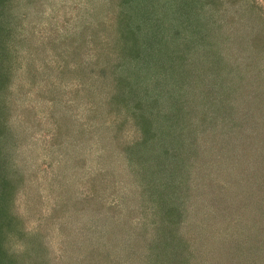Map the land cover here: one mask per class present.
<instances>
[{
  "label": "rangeland",
  "instance_id": "374dc122",
  "mask_svg": "<svg viewBox=\"0 0 264 264\" xmlns=\"http://www.w3.org/2000/svg\"><path fill=\"white\" fill-rule=\"evenodd\" d=\"M42 2L32 10L24 7L20 13L30 18L25 26L34 27L32 33L37 39L46 41L49 37L52 40L58 35L61 38L60 34L66 37L76 30L90 29L87 23L97 21L91 14L101 11L102 0ZM132 2H126V10L124 5L118 6V13L148 22L150 10L134 7ZM222 4L212 23L214 34L226 31L234 39H250L255 36L258 24L264 31V0H228ZM56 26L59 30L55 28L51 36V28ZM259 37L262 39L256 43V56L232 46L230 58L235 57L226 63V68L222 65L216 72L207 71L201 76V86L209 89L212 99L218 100L220 88L221 92H230L236 103L244 105L229 111L219 109L220 102L210 105L206 115H216L211 120L213 126L209 124L197 130L194 149L179 137L181 127L175 136L169 127L155 130L153 122L142 119L141 133L127 119L119 129L117 120L121 121L122 117L92 101L98 98L89 93L96 82L87 83L85 90L72 76L54 78L55 82L49 85L47 79L37 78L34 82L32 76L24 77L22 84L9 93L10 106L5 113V124L23 130L28 139L19 145L14 158L18 171L23 168L28 177L22 178L10 209L17 218L16 227L23 232L15 237L9 232L1 242L15 252L11 261L14 264H264V102L262 107H253L251 103H256L253 94L244 99L233 89L246 87L245 92L250 93L252 85L259 84L264 93V82L257 75H264V32ZM152 41L154 46L157 40ZM154 51L164 63L171 50L166 45ZM51 54H41L37 62L40 71L44 63L50 67L57 62L65 63L64 59L57 60L58 54ZM67 58L68 65L74 66L80 56L72 54ZM91 60L94 62V58ZM39 75L43 76L41 72ZM100 86L106 84L98 83L99 89L105 91ZM48 87L64 99L58 103L67 111L55 103L58 108L50 112L53 101L46 93ZM226 87L232 89L225 90ZM188 96L191 97L190 93ZM232 99L224 100L233 102ZM65 112L74 124L69 135L55 132L56 122L64 123ZM180 124L187 126L188 119L184 117ZM106 126L108 130L112 126L114 130L118 128L116 136L120 141L103 133ZM11 132L15 134L14 130ZM99 134H103L102 139ZM173 145L175 149L163 160ZM133 146L137 152L134 172L128 169L125 156ZM63 157L69 158L67 163L62 161ZM193 161L198 164L192 169L194 175L188 176L185 170ZM148 163L155 168L152 177L142 174L147 172ZM156 183L162 187H155L158 192L170 193L168 201L163 199L167 196L156 191L153 197L142 186ZM223 188L232 194L223 193ZM181 194L185 195L177 203L175 196ZM254 202L259 203V208L252 212L250 203ZM160 216L165 230H161ZM26 247H29L27 251Z\"/></svg>",
  "mask_w": 264,
  "mask_h": 264
},
{
  "label": "trees",
  "instance_id": "16d2710c",
  "mask_svg": "<svg viewBox=\"0 0 264 264\" xmlns=\"http://www.w3.org/2000/svg\"><path fill=\"white\" fill-rule=\"evenodd\" d=\"M42 1L0 0V107L3 108L0 112V243L5 241L9 232L12 237L23 232L19 227H16L17 218L13 216L10 209L14 193L22 184V178L25 180L28 177V174L22 171L23 168L18 171L14 165L17 148L28 139L23 130L11 129L5 124V113L10 106L9 93L11 94L12 89L14 90L22 84L21 80L24 77L32 76L34 82L37 78L47 79L46 85H49L53 84L51 81L55 82L54 78L61 80L65 76H69V78L72 76L71 78L75 79L78 85L85 86L83 87L85 90H87V83L96 82L97 85L94 89L88 90L91 96L98 97L93 98L92 101L96 105L106 107V111L113 110V114L122 117L121 121L117 120L120 122L116 125L119 129L124 126L122 121L127 119L132 122L131 126L140 132L143 128L142 119H146V122H153L152 128L155 130L159 127H169L170 133L175 136L181 127L183 129L179 130V137L190 143L193 148L197 130L207 127L209 124L212 125L211 120L216 117V115H206L207 110L210 111V105H217L220 102L219 109L225 111H229L232 107L237 109V107L244 105L236 103V98L230 95V92H221L220 88L218 89L219 95H216L218 100L212 99L209 95V89L206 86H201V81H203L201 76L207 71L216 72L217 67L222 65L223 68H226V63L235 57L230 58L234 51L232 46L239 47L244 53L248 51L252 57L256 56L258 54L256 43L261 42L259 39L262 37L259 36L264 32L261 30L262 26L258 24L255 36L250 37V39H234L226 31L214 34L211 30L213 28L212 23L217 19L215 15L223 6L222 2L227 3L228 0H137L136 3L131 0H102L101 11L91 14L95 16L97 21L87 23L91 26L90 29L76 30L74 33L67 34L66 37L65 34H60L61 38L58 35L57 39L51 40L49 37L46 41H42V39H37L35 33H32L33 26L29 28L25 26L26 23H29L30 18L28 19L26 14L20 13L24 7H31L32 10L36 6L44 4ZM126 2L127 4L132 2L134 7L139 9H149L148 22H144L142 20L144 18L136 17V20H132L134 16L118 13V6L124 5L126 10ZM62 26L64 28V25ZM55 28L59 30L57 26L51 28V36ZM152 39L157 40L154 46ZM166 45L171 50L165 56V61L168 64H165V61L164 63L159 61V53L154 51V49H160ZM94 48H98V50H94ZM69 51L71 52L68 54ZM49 52L50 54H58L57 60L64 59L65 63L59 65L57 62L51 67L44 63L40 71L37 62L41 59L42 53ZM72 54L77 57L80 56V58L76 65L69 66L70 60L67 57ZM88 55H91L92 58L88 59ZM93 58L94 62L91 60ZM194 67H196L195 70H193ZM26 71H29L30 75L27 73L25 76ZM39 71L45 78L39 75ZM257 75L264 82V75L261 73ZM102 76L105 77L104 81H102ZM98 83L106 84L105 87H103L104 85L100 86L105 88V91L102 92L99 89ZM252 86L250 93L245 92L246 87L236 86L233 89L240 92V97H244V99L253 94V100L256 103H251V106L262 107L264 102L263 88L259 84L255 85L257 87ZM231 89L232 87H226L225 90ZM46 93L50 95L53 101L49 108L52 113L58 108L54 104L62 102L64 99L52 91L50 87ZM189 93L191 97L188 96ZM133 94L136 97L131 96ZM227 97L233 98V102L224 100ZM64 104H67L66 101ZM59 105L62 108V105ZM120 106L123 107L120 108ZM63 110L67 111V108ZM251 110L249 109V112ZM162 111H164L163 115ZM62 117L64 123L56 122L55 132L69 135L70 132H73L71 131L72 125H74L73 120L66 115V112ZM184 117L188 119L187 126L180 124ZM63 125L64 127L61 128ZM107 126L105 129L107 131L103 133H107L117 142L119 140L116 136L118 128L114 130L112 126V129L108 130ZM11 130H14V135ZM78 133L77 131L76 134ZM99 135L102 139L103 134ZM140 137L143 138L142 135ZM124 144L121 143L120 145ZM135 149L133 146L131 151L125 152L127 167L133 172L136 168L135 159L137 157ZM174 149L175 145L169 147L162 159L165 160ZM194 151L195 154H198V150ZM61 159L67 163L69 158L63 157ZM195 159H198V156ZM197 164V161L195 163L193 161L186 168L185 172L188 176ZM151 167L152 164L148 163L147 172L142 174L154 176L155 168ZM143 185L146 190L151 191L150 195L153 197V191H156V193L168 197L163 198L165 201L170 199V193L166 190H164L166 192L157 191L158 189L155 187L162 188L157 183L156 185ZM228 188H223V193L232 194L231 190H227ZM182 195L185 194L175 196L177 203H179ZM245 198H249V196H244ZM151 205L150 207H152ZM258 206L259 203H250V210L252 212L258 210ZM169 212H171L170 206ZM182 216L186 217L185 213ZM162 223L164 220L160 216L161 230H165L166 226H162ZM7 247H4L3 243L0 244V264H14V260L11 261V258L14 257L15 252H11L9 246ZM27 249L29 247H26V251Z\"/></svg>",
  "mask_w": 264,
  "mask_h": 264
}]
</instances>
